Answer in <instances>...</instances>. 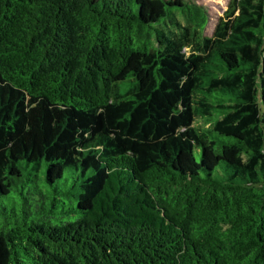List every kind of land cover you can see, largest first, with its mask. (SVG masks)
I'll return each mask as SVG.
<instances>
[{"label":"trees","instance_id":"1","mask_svg":"<svg viewBox=\"0 0 264 264\" xmlns=\"http://www.w3.org/2000/svg\"><path fill=\"white\" fill-rule=\"evenodd\" d=\"M207 21L0 0V264H264V0Z\"/></svg>","mask_w":264,"mask_h":264},{"label":"rangeland","instance_id":"2","mask_svg":"<svg viewBox=\"0 0 264 264\" xmlns=\"http://www.w3.org/2000/svg\"><path fill=\"white\" fill-rule=\"evenodd\" d=\"M195 5H202L203 8L207 11L208 21L204 29H202V33L208 36L212 35L214 26L218 20V17L224 14L225 9L227 8V4L229 0H188ZM193 43L191 42L185 44L183 46V50L185 53H189L193 50ZM195 126L199 127H209L210 125L207 124L204 119L200 116H195L193 121Z\"/></svg>","mask_w":264,"mask_h":264}]
</instances>
